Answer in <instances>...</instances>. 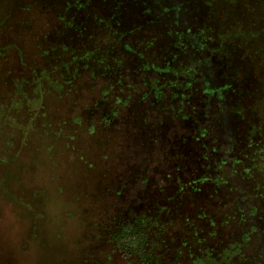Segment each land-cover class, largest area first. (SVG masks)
Instances as JSON below:
<instances>
[{
	"label": "rangeland",
	"instance_id": "obj_1",
	"mask_svg": "<svg viewBox=\"0 0 264 264\" xmlns=\"http://www.w3.org/2000/svg\"><path fill=\"white\" fill-rule=\"evenodd\" d=\"M0 264H264V0H0Z\"/></svg>",
	"mask_w": 264,
	"mask_h": 264
}]
</instances>
